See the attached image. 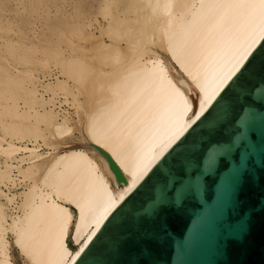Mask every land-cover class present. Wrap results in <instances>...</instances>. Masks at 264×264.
Instances as JSON below:
<instances>
[{"label": "bare ground", "instance_id": "1", "mask_svg": "<svg viewBox=\"0 0 264 264\" xmlns=\"http://www.w3.org/2000/svg\"><path fill=\"white\" fill-rule=\"evenodd\" d=\"M77 2L0 8V264H73L264 35V0Z\"/></svg>", "mask_w": 264, "mask_h": 264}, {"label": "water", "instance_id": "2", "mask_svg": "<svg viewBox=\"0 0 264 264\" xmlns=\"http://www.w3.org/2000/svg\"><path fill=\"white\" fill-rule=\"evenodd\" d=\"M73 264H264V35Z\"/></svg>", "mask_w": 264, "mask_h": 264}, {"label": "rangeland", "instance_id": "3", "mask_svg": "<svg viewBox=\"0 0 264 264\" xmlns=\"http://www.w3.org/2000/svg\"><path fill=\"white\" fill-rule=\"evenodd\" d=\"M70 0H33V8H31V11L33 12L32 15H39L40 12H42L43 8L47 7L48 5L50 7H54L55 4H61L64 3V6L66 7V9H70L72 6L71 5H67L69 3ZM14 2L15 0H2V2L0 3V8H6V6H8L10 8L11 11H4L3 15L7 16L8 18L11 17L15 10L14 9ZM68 2V3H67ZM84 6L82 3L77 2V11L75 13L74 11V17H83V13L84 12ZM41 20L42 22L45 24V26L48 28L49 32L52 31H63L65 33H67L70 29V24L72 21L74 20H70L68 19V17H66L64 15V11H62L61 13H59V15L57 16L56 20H53L51 15H49V13L44 12L41 15ZM77 135V134H76ZM72 142H79L76 138V136L73 137ZM10 241L12 242V238L9 237ZM11 252L13 255V258L15 260V262L17 264H23V258L20 256L18 249L13 245L11 246Z\"/></svg>", "mask_w": 264, "mask_h": 264}, {"label": "snow or ice", "instance_id": "4", "mask_svg": "<svg viewBox=\"0 0 264 264\" xmlns=\"http://www.w3.org/2000/svg\"><path fill=\"white\" fill-rule=\"evenodd\" d=\"M82 251V250H81Z\"/></svg>", "mask_w": 264, "mask_h": 264}]
</instances>
